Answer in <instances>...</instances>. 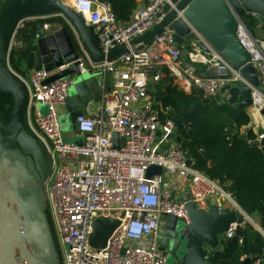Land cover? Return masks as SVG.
Segmentation results:
<instances>
[{
    "label": "built area",
    "instance_id": "built-area-1",
    "mask_svg": "<svg viewBox=\"0 0 264 264\" xmlns=\"http://www.w3.org/2000/svg\"><path fill=\"white\" fill-rule=\"evenodd\" d=\"M68 1L93 27L105 55L114 47H123L111 59L95 61L88 52L81 58L82 72L99 78L101 98L99 112L76 118L80 141L67 138L59 111L77 78L67 76L45 83L51 72L43 69L19 75L28 87L26 112L30 127L51 157V172L44 186L62 263L169 264V252L161 245L162 230L169 215L190 223L185 194L197 207L217 205L219 211L228 208L244 214L243 220L230 224L222 241L235 237L247 222L264 234L233 193L190 161L177 139L176 123L162 120L156 108L155 84L168 70L185 92L199 88L210 98L228 102L233 97L232 88L246 83L251 88L252 114H262L264 91L250 83L199 33L187 58L168 26L144 48L133 44L166 16L167 4L175 7L173 0H147L128 21L121 20L103 0ZM182 13L178 12L177 17H183ZM237 37L249 51L264 83V39L255 36L244 20L238 21ZM202 43L208 46V52L201 48ZM23 45L24 41L13 38L11 49ZM38 104L46 105V112L35 109ZM114 133L126 138L124 144L121 138L118 140V148L111 140ZM256 133L257 140L262 141L264 132ZM152 165L161 166L163 172L148 177L147 169ZM100 216L121 221L104 250H98L90 241L94 222ZM214 251L205 246V257L209 259ZM252 264H264V253Z\"/></svg>",
    "mask_w": 264,
    "mask_h": 264
},
{
    "label": "water",
    "instance_id": "water-1",
    "mask_svg": "<svg viewBox=\"0 0 264 264\" xmlns=\"http://www.w3.org/2000/svg\"><path fill=\"white\" fill-rule=\"evenodd\" d=\"M66 1L0 0V93L14 98V113L4 132L5 140L0 136V264H58L49 216L40 212L27 213L29 210H44L48 203L47 199L25 201L24 192H21L22 186L33 187L37 192L42 183L44 186L43 181L49 163L44 147L24 124L27 92L23 84L7 69L11 42L16 30L29 16L59 12L73 24L93 60L100 61L106 57L111 59L123 47H114L105 55L91 33L85 17ZM173 2L175 7L171 8L167 4L166 16L148 33L134 39L133 44H138L140 49L144 48L152 42L156 34L168 26L174 32L182 55L187 58L189 49L186 44L195 42L199 33L210 46L223 53L250 83L264 91L259 71L251 61L249 51L237 37L238 21L243 20L245 16L253 15L264 23V0H173ZM178 12H183V17H177ZM36 39L38 49L35 52V70L51 72L45 83L67 76L77 78L74 85L75 95H70L65 101L68 107L65 116L71 123L72 131H75L76 118L87 113L89 102L100 101L99 78L87 71L82 72V55L66 27L52 30L45 22L40 21L36 23ZM201 48L209 51L205 43L201 44ZM87 87H90L91 91H88ZM239 88L240 108L251 107L253 100L250 86L240 83ZM38 107L42 112H46V105L38 104ZM120 138L124 144L125 137H120L118 133L112 135L114 147H119L117 142ZM177 139L180 141L181 137L178 136ZM17 154L26 159V171L32 176V182L23 177V169L14 156ZM162 172L161 166L152 165L147 169V176ZM184 201L190 223L181 226L180 223L183 222L181 218L169 215L164 224L161 245L169 252L168 263L212 264L205 257L204 247L208 245L215 251L222 250L221 235L232 222L243 220L245 216L239 210L226 208L219 211L217 205H211L208 209L197 207L189 200L188 194H185ZM27 221L31 225V235L27 230ZM120 222L118 217H98L90 237L91 244L98 250H104ZM33 242L37 245L36 254L32 252ZM34 257L39 258V263H36ZM253 260V256H247L241 264H252Z\"/></svg>",
    "mask_w": 264,
    "mask_h": 264
},
{
    "label": "trees",
    "instance_id": "trees-1",
    "mask_svg": "<svg viewBox=\"0 0 264 264\" xmlns=\"http://www.w3.org/2000/svg\"><path fill=\"white\" fill-rule=\"evenodd\" d=\"M103 1L108 2L123 21L131 18L136 7L134 0ZM253 19L252 15L243 19L249 29L253 27ZM23 33H19L18 40L27 41ZM14 47L10 61L21 70L14 63ZM186 47L190 49L191 45L186 44ZM21 73L26 75L23 70ZM232 93L228 102H220L219 98H210L199 88L185 92L174 83L168 70L155 84L156 108L162 120L172 119L176 123L181 145L193 165L233 193L241 207L259 219L264 230V139L257 140L258 134L253 128L244 129L252 119L246 108L239 106L240 89L233 87ZM262 114L264 116V109ZM257 115L259 117V112ZM222 243L223 249L209 257L212 264H241L247 256L258 258L264 253V234L248 222L237 230L235 237Z\"/></svg>",
    "mask_w": 264,
    "mask_h": 264
},
{
    "label": "crops",
    "instance_id": "crops-1",
    "mask_svg": "<svg viewBox=\"0 0 264 264\" xmlns=\"http://www.w3.org/2000/svg\"><path fill=\"white\" fill-rule=\"evenodd\" d=\"M134 1L136 3V7L134 8L133 13L135 11L139 10L140 8L144 7L146 5V3H147V0H134ZM40 21L45 22L46 26L49 27L52 30H57L60 27H66L67 30L69 31L70 35L72 36V39H73V41L75 43V46L77 47L79 53L83 56L87 52L86 47H85V45H84L79 33L74 28L73 24L69 21V19L67 17H65V15H63L62 13L58 12V13L40 14V15L29 16L26 20H24V22H22L19 25V27L16 30V32L14 34V37H13L14 40H18L19 33H23V32H24L23 34L27 36V38H26L27 41H24L22 39L24 41V45L23 46H15L14 47L15 48V50H14V63L18 64L19 68L21 70L16 69L11 64V61H10L11 50H10L8 61H7V69L9 71V73L23 84L24 89L27 92V95H28V87L26 86V84L23 82V80L20 78L19 75H23L21 73L22 70L25 71V73H26L25 76H27L30 73L35 71V66H36L35 52L38 49L35 25H36V23H38ZM252 23H253V27H252V29L250 28L249 30L255 36H258V37H261V38L264 39V23L259 21L256 17H255V19L252 20ZM87 25H88L91 33L93 34V36L95 37V39L97 41L96 34H95V31H94L93 27L91 25H89V24H87ZM28 39H29V41H28ZM193 43L194 42H190V43L188 42L187 44H190L192 46ZM87 90L91 91L90 87H87ZM70 95H75L74 86H72L70 88V90H69V96ZM36 108H39L38 105L35 106V109ZM250 109H252V107H250V106L246 107V110L250 114L251 119H254V114H252V111ZM99 110H100V101L91 100L89 102V104H88L87 113L86 114L95 115L97 112H99ZM59 111H60V115H65V113L68 111V107L66 105V102L63 105L59 106ZM256 117L259 119L261 124L264 125V116H263V114H259V117H258L257 112H256ZM24 124H25L26 128L28 129V131L32 135L36 136L34 134V132L32 131L31 127H30L29 116H28L27 112H26L25 117H24ZM251 124H252V120H251V123L249 124V126H245L244 129L248 128V127L249 128H253L251 126ZM66 136H67V138L73 139V140H76V141H80L79 139L82 140V137L80 135H78L76 131L71 133V134H69V135L67 134ZM40 143L42 144V146L44 147V149L46 151V155H47V159H48V163H49V167H48L47 173L45 174V177H44L45 178L44 181H46L49 178L50 172H51V157H50L46 147L44 146V144L41 141H40ZM14 156L17 157L16 162H23L24 163V166H22L23 164H21V167L23 169V170L21 169L23 177L27 181L32 182L33 181L32 176L30 175V173L28 171H26V166H27L26 159H23L18 154L14 155ZM21 189H23V190H21V192H24L23 197H24L25 201H28L30 199L31 200H33V199H36V200L45 199L46 200L47 199V197H46V195H47L46 194V189L43 186V183L41 184L40 189L38 190V192L33 187L25 188L24 186H22ZM25 189H26V191H25ZM47 207H48V213H50L51 209H50V206H49L48 203H47ZM50 215H51V213H50ZM254 218H256V217H254ZM50 219H52V221H53L52 215L50 216ZM254 220L259 224V219L258 218L254 219ZM53 224H54V221H53ZM53 227H54L53 229H55V225ZM163 230H164V226H163ZM54 231H56V229ZM54 241H55V245H56V257H57L56 260H57V263L58 264H63L62 263V258L63 257H62V252H61L60 243H59V240H58L57 233H56V237L54 235ZM59 257H60V259H59Z\"/></svg>",
    "mask_w": 264,
    "mask_h": 264
},
{
    "label": "rangeland",
    "instance_id": "rangeland-1",
    "mask_svg": "<svg viewBox=\"0 0 264 264\" xmlns=\"http://www.w3.org/2000/svg\"><path fill=\"white\" fill-rule=\"evenodd\" d=\"M196 44H193V46H195ZM198 45V43H197ZM44 110V109H43ZM252 111V109H250ZM13 113H14V98L13 97H10V98H6L5 96L1 95L0 93V136L4 138L5 140V137H4V132L6 131L7 129V126L9 125L10 121H11V118L13 116ZM60 120H61V125H62V129L64 131V133L67 135L75 132V131H72V127H71V123L69 121V119L67 118V116L65 115H60ZM263 124H261V122L259 121V119L254 116V119H252V124L251 126L254 128L255 131L259 132V133H262L264 132V125L262 126ZM20 165L23 164L22 166H24V163L23 162H18ZM51 211V210H50ZM36 212H40V213H43V214H46L49 216V220H50V223H51V227L52 229L54 228V224H53V221L52 219H50V213H48V207H44V210H40V209H35V210H29L27 213H36ZM253 219H256L252 216ZM26 220V218H25ZM185 224V222H181L180 225L183 226ZM30 223L27 221V230H28V233L29 235H31V228H30ZM55 229L52 230L53 232V236L55 235L56 237V231H54ZM222 236V235H221ZM32 252L34 254H36V251H37V245L33 242V248H32ZM57 258V257H56ZM60 259V257H59ZM34 260L36 261V263H39V258H36L34 257Z\"/></svg>",
    "mask_w": 264,
    "mask_h": 264
},
{
    "label": "bare ground",
    "instance_id": "bare-ground-1",
    "mask_svg": "<svg viewBox=\"0 0 264 264\" xmlns=\"http://www.w3.org/2000/svg\"><path fill=\"white\" fill-rule=\"evenodd\" d=\"M67 2L69 3V1H68V0H67ZM256 112H257V111H254V116H256Z\"/></svg>",
    "mask_w": 264,
    "mask_h": 264
}]
</instances>
